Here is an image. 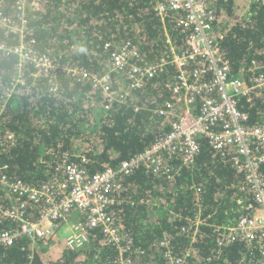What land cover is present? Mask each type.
<instances>
[{
  "label": "trees",
  "instance_id": "1",
  "mask_svg": "<svg viewBox=\"0 0 264 264\" xmlns=\"http://www.w3.org/2000/svg\"><path fill=\"white\" fill-rule=\"evenodd\" d=\"M14 3L0 0V8L9 14ZM29 3L27 39L35 40L37 51L49 50L73 65L106 72L110 60L105 44L126 40L139 43L148 61L171 57L164 24L151 0ZM216 11V30L224 34L220 45L230 62L231 76L249 79L253 62L264 70V0H253L247 10L239 0L220 1ZM172 35L180 49L182 37L177 31ZM0 42L15 45L20 38L6 35L0 26ZM17 62L14 55L0 57V88L15 77ZM32 72L27 65L26 85L18 86L0 108V127L16 135V145L0 152V162L8 164L12 179L33 185L51 180L64 160L81 164L91 175L119 167L168 132L184 109L174 104L166 114L160 113L174 99L169 88L177 75L174 65L132 91L126 103L116 102L109 108L89 83L59 75L53 92L45 78H34ZM241 107L249 113L251 124L263 120L264 99L241 102ZM230 153L216 154L203 143L195 162L179 168L171 179L143 166L122 177L126 190L111 212L139 249L133 264H168L163 241L170 243L174 254L184 252L190 238L181 229L193 221L197 203L209 218L201 227L194 246L197 254L189 264H264L260 253L246 243L219 245L216 227L234 225L249 213L239 203L248 194L241 189L242 174L228 160ZM260 175L264 179V164ZM0 199L10 201L1 192ZM28 212L35 215L32 207ZM9 227V222L0 224V230ZM102 239L100 231L91 230L85 247L73 250L56 241L55 235L39 240L36 247L32 240L19 238L12 246H0V264H27L31 254L34 264H115L118 251L102 245Z\"/></svg>",
  "mask_w": 264,
  "mask_h": 264
},
{
  "label": "built area",
  "instance_id": "2",
  "mask_svg": "<svg viewBox=\"0 0 264 264\" xmlns=\"http://www.w3.org/2000/svg\"><path fill=\"white\" fill-rule=\"evenodd\" d=\"M151 1L164 24L171 57L148 61L140 44L133 40L107 42L110 66L102 73L63 61L49 50L37 51L35 40L27 39L29 0H15L9 14L0 8V26L6 35L20 38L15 45L0 42V57L18 58L15 77L7 87L0 88V108L13 97L18 86L26 85L27 65L33 68L34 78L42 77L50 83L53 92L58 89L59 75L89 83L101 94L106 108L116 102L126 103L132 91L168 65H174L177 75L169 84L174 99L160 113L166 114L174 104L184 105L168 132L117 168L107 167L91 175L81 164L64 160L51 180L33 185L12 179L8 164L0 162V192L10 200L4 203L0 199V224H11L0 230V246H12L19 238H26L36 247L39 240L56 235L58 228L77 210L82 215L65 238L68 248H84L89 232L97 230L103 237L101 244L118 251L115 264H133V256L139 249L111 212V207L122 202L126 190L122 177L143 166L171 179L179 168L191 166L203 143H207L216 154L231 152L228 160L242 174L241 189L249 197L239 199L248 214L234 225L216 227L219 245L241 241L264 258V179L260 175L264 164V117L261 122L251 124L249 113L241 107V102L264 99L263 66L253 62L249 79L231 76L230 62L220 45L224 34L216 30V6L220 1L230 0ZM174 31L182 37L180 49L172 35ZM118 77L122 83L117 82ZM15 145V133L0 127V152H8ZM29 207L35 215L29 214ZM208 218L202 204L197 203L193 221L181 229L190 238L189 246L181 254H174L168 241L162 242L167 247L168 264L191 262L197 254L194 246L198 234ZM27 264H34L32 254Z\"/></svg>",
  "mask_w": 264,
  "mask_h": 264
},
{
  "label": "rangeland",
  "instance_id": "3",
  "mask_svg": "<svg viewBox=\"0 0 264 264\" xmlns=\"http://www.w3.org/2000/svg\"><path fill=\"white\" fill-rule=\"evenodd\" d=\"M239 1L244 6H246V10H247L253 0H239ZM117 82L122 83L121 82V77H118V81ZM81 215L82 214L79 211H77V210H74L70 214L69 219L60 228H58L57 233L55 235L56 241L61 242V243L64 244L65 238L68 235H70L72 233V231H73V228H72L73 224H75L77 222V220L81 217Z\"/></svg>",
  "mask_w": 264,
  "mask_h": 264
}]
</instances>
